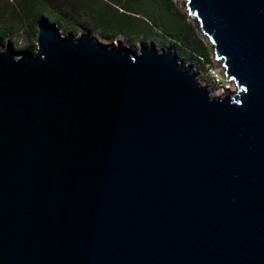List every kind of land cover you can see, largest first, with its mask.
<instances>
[{
	"label": "water",
	"instance_id": "obj_1",
	"mask_svg": "<svg viewBox=\"0 0 264 264\" xmlns=\"http://www.w3.org/2000/svg\"><path fill=\"white\" fill-rule=\"evenodd\" d=\"M234 82L47 19L0 44V264H264V0H184Z\"/></svg>",
	"mask_w": 264,
	"mask_h": 264
},
{
	"label": "rangeland",
	"instance_id": "obj_2",
	"mask_svg": "<svg viewBox=\"0 0 264 264\" xmlns=\"http://www.w3.org/2000/svg\"><path fill=\"white\" fill-rule=\"evenodd\" d=\"M66 1L68 0H49V3L56 7L69 6L70 4L68 5ZM145 3L148 2L145 1ZM71 6L82 14L75 24H70L64 19L57 20L53 15H46L37 21V31L41 20L47 19L55 23L63 35L78 36L86 31L104 43L116 46L120 44V46L129 47L135 51H138L143 45H154L160 50H171L179 63L195 72L200 84L207 86L214 95L219 92L221 94L230 93L236 89L234 82L227 79L222 63L216 60L209 37L202 32L200 23L189 14L184 0H173V10L179 15V19H182L183 23L190 27L193 46H203L205 51L203 56H197L191 48L181 45L170 36H165L159 29L152 34L138 38L129 37L122 32L111 35L110 32L88 19L86 7ZM20 10L21 0H0V44L3 48L10 44L15 53L22 50L35 51L38 47V32L30 33L26 29L15 32L2 30L10 16Z\"/></svg>",
	"mask_w": 264,
	"mask_h": 264
},
{
	"label": "trees",
	"instance_id": "obj_3",
	"mask_svg": "<svg viewBox=\"0 0 264 264\" xmlns=\"http://www.w3.org/2000/svg\"><path fill=\"white\" fill-rule=\"evenodd\" d=\"M147 1L148 3H145ZM69 6H53L49 0H21V10L14 12L2 30L37 31V21L46 15L57 20L76 23L82 14L71 5L86 7L87 17L113 34L125 33L138 38L160 30L181 45L191 48L197 56L205 54L203 46H193L192 31L173 10V0H68ZM145 5V7H144ZM3 32V31H2Z\"/></svg>",
	"mask_w": 264,
	"mask_h": 264
},
{
	"label": "bare ground",
	"instance_id": "obj_4",
	"mask_svg": "<svg viewBox=\"0 0 264 264\" xmlns=\"http://www.w3.org/2000/svg\"><path fill=\"white\" fill-rule=\"evenodd\" d=\"M223 92V91H222ZM221 94V92H219V93H216V95H220Z\"/></svg>",
	"mask_w": 264,
	"mask_h": 264
}]
</instances>
